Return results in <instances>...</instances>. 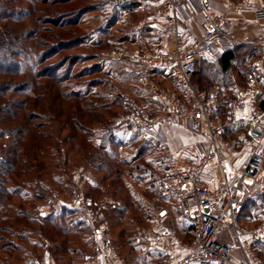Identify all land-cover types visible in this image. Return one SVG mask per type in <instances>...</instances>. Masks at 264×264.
<instances>
[{
	"label": "trees",
	"instance_id": "16d2710c",
	"mask_svg": "<svg viewBox=\"0 0 264 264\" xmlns=\"http://www.w3.org/2000/svg\"><path fill=\"white\" fill-rule=\"evenodd\" d=\"M25 1L30 5L35 23V29L29 32L15 31L7 26L6 22L20 14V8L13 0H0V264H12L14 260L34 264L43 248L52 253L57 263L86 264L85 260L77 262L66 256L79 253L86 247V241L87 249L93 253V229L77 211L61 207L43 217L31 213L48 198L51 188L43 184L47 176L46 164L60 165L58 159L52 163L50 152L58 151L61 146L66 148V153L69 149L79 150L85 168L92 167L97 172L94 185L85 183L86 192L94 196L106 193L113 199L106 214L119 255H122V248L117 240L126 236L124 244L129 250L125 257L122 256L124 260L131 259L133 264H162L161 252L136 250L134 227L129 230L124 226V218L133 204L132 225L146 226L155 221L157 213L148 210L150 201H171L163 193L164 174L160 184L154 178L144 182L142 194L132 191L127 179L137 182L144 175L162 172L170 161L168 156L161 157L163 153L158 146L144 143L142 131L117 122L120 115L130 111L120 92L134 85L126 80L127 86L119 91L115 85L105 86V79L109 75L113 79H123L129 74L121 69L123 64L133 65L126 59L108 60L101 55V52L122 49L125 43L137 49L158 47V32L149 24L132 28L148 15L140 4L117 8L111 0H91L86 5L81 0H61L57 2L60 10L55 11L51 9L52 3ZM103 9L109 20L84 33L80 28L83 18H91ZM64 32L67 38H62ZM30 42L33 44L31 53ZM78 48L85 53L75 51ZM206 50L209 55L201 57V67L194 74L193 82L204 90L216 89L218 101L214 118L224 134L244 131V123H232L225 115L230 100L238 95V89L247 87L251 75H255L260 85L258 107L264 110V86L254 67L260 52L249 43H239L223 51ZM62 52L65 56L58 58ZM25 61L29 63L27 71L21 66ZM134 69L133 66V72ZM138 74L149 75L155 81L162 76L174 79L171 72L164 70H143L135 75ZM16 95L24 98L14 99ZM141 100L153 101L150 95ZM124 173L126 177L122 176ZM53 184L56 186L55 181ZM69 187V179L65 178L56 186L60 190ZM178 211L186 221L184 240L190 242L192 223L183 210ZM72 216H77L78 221ZM244 216L257 222L264 220V193L242 198L237 218ZM165 225L176 231L175 226ZM51 226L57 231L47 238ZM46 239L52 242L50 247H46ZM253 249L264 264V244L254 243Z\"/></svg>",
	"mask_w": 264,
	"mask_h": 264
},
{
	"label": "built area",
	"instance_id": "2783aa9c",
	"mask_svg": "<svg viewBox=\"0 0 264 264\" xmlns=\"http://www.w3.org/2000/svg\"><path fill=\"white\" fill-rule=\"evenodd\" d=\"M182 1L112 0L117 8L130 4L153 6L157 25L165 27L170 37V47L155 50L123 48L114 51L113 58L126 59L137 72H171L185 97L183 101L172 93L159 90L147 76L142 75L140 81L148 86L161 109H154L143 100L127 97L125 100L130 106V111L122 115L117 122L142 131L146 145H154L157 132L164 131L179 121L199 122L208 138L207 152L195 162L174 159L164 173L163 193L180 204L185 216L192 223V240L187 243L178 240L175 229L161 222L152 223L147 227L136 225L134 239L137 243L145 241L150 247L161 252L162 264H261L253 245L264 244V221L251 228L236 224L244 194L241 184L255 175L258 159L248 163L245 171L234 181H223L211 188L203 180L207 169H223L226 165L221 158L223 149L229 153L235 151L233 145L225 141L223 131L213 115L218 100L217 93L201 89L193 82V76L202 63L200 50L202 47L212 49L218 46V33L226 19V13H208L202 36L185 41L177 26V13ZM223 1L229 10L238 11L249 5L248 0H240L238 3ZM254 9L264 16V5H255ZM144 23L145 21H142L137 27ZM255 67L258 75L259 65ZM260 93V85L255 75H251L247 87L240 95L232 98L228 105L229 120L232 123H245L250 133V138L241 134L243 147H252L253 151L255 146L264 140V114L258 107ZM83 172H73L74 180H93L90 172ZM62 205L81 213L85 222L93 229V254L87 264H124L109 234L107 201L96 202L78 193L71 201L62 202ZM35 211L43 215L44 208L36 206ZM226 227L230 229L231 239L224 241L219 235ZM37 264L55 263L50 257H45Z\"/></svg>",
	"mask_w": 264,
	"mask_h": 264
},
{
	"label": "crops",
	"instance_id": "0c3cea01",
	"mask_svg": "<svg viewBox=\"0 0 264 264\" xmlns=\"http://www.w3.org/2000/svg\"><path fill=\"white\" fill-rule=\"evenodd\" d=\"M231 1L234 3L240 2V0ZM248 3L249 5L246 8L237 11L229 10L223 0H183L179 6L177 13V26L182 38L185 41H190L194 37L202 36L203 26L206 23L208 13H226V19L221 25L220 31L218 33V46L214 49L223 51L239 43H249L252 46L258 48L260 55L258 59L254 61V67L257 64L259 65L258 75L260 76V79L262 81L261 84L264 86V16L258 14L254 9L255 5H264V0H248ZM143 6L145 12L148 15L142 18L138 23L133 25L132 28L137 29L144 24H149L158 32V37L160 38V48L170 47V37L168 36L165 27H161L160 25H157L158 23H156L157 17L154 13V7L151 5ZM142 21H145V23L137 27V24L141 23ZM124 46H126L125 48L127 49H135L130 48L127 43H125ZM206 49V47L201 48V57L203 55H209ZM142 75L147 76L148 79L152 83H154L159 90L165 91L167 93H172L181 100L185 101V97L178 87L175 79L170 80L169 77L162 76L160 77V84H157L153 79L149 77V75L140 74L139 77ZM137 88L138 87H132V90H128L129 88L126 90L127 93L133 94V97L128 98L141 100L143 99V97H149L150 95L153 101L147 103H149L154 109H161V105L158 103V101H156V99H154V95L152 92H150L147 85L144 86V88ZM210 90H213L217 93L215 88H212ZM243 90L244 89L242 88L238 89V95H240ZM228 111L229 108H227V113L225 115L227 119L229 117ZM262 111L264 114V110ZM213 115L214 117L215 115H217V109H215ZM216 122L221 128L220 123L218 121ZM241 134H244L250 138V133L248 132L247 127L244 131H241L239 133H229L227 135L224 134L223 131V137L225 141L232 144L235 151L229 153L227 150L223 149L221 151V158L225 161L226 165L223 169L218 167H211L207 169L203 174V180L211 188L218 186L223 181H234L241 173L245 171L246 165L257 158L258 164L256 165L255 175L251 179H246L247 182L241 184L244 198L246 196L251 197L249 195V188L253 184H255L256 181H258L257 179L264 173V140H262L257 146H255V150L253 151L252 147H243V144L240 141ZM155 145L161 149L163 153V155L161 154V157L168 156V160L170 162L174 159H177L180 161L193 163L198 157L207 152L208 138L204 127L199 122L179 121L174 126H171L164 131L157 132L155 135L154 146ZM164 161L167 162L166 160ZM165 171L166 170H163L161 173H165ZM174 202L177 204V207H174V209L172 208L173 210L171 209L170 211L164 209L161 212H158L155 221L152 223L161 222L165 224L166 219H168V216H170V219L174 220V222L176 223V231L178 235H176V237L178 238V240L186 242L184 240V238H186V221L178 211V209L182 210L180 204L177 201ZM163 203L168 206L166 201ZM262 221L257 222L255 220H252L251 218L244 216L242 218H237L236 224H238V226L240 227L251 228L260 224ZM152 223L148 222V225L143 227H147ZM136 225H134L133 227H135ZM224 230H228L230 234V229L228 227H226V229ZM133 241L135 243L137 251L148 247L145 241L137 243L134 239V234ZM143 251H150L153 253L156 252L153 247H150L149 250L145 249ZM124 264H126L125 261Z\"/></svg>",
	"mask_w": 264,
	"mask_h": 264
},
{
	"label": "rangeland",
	"instance_id": "374dc122",
	"mask_svg": "<svg viewBox=\"0 0 264 264\" xmlns=\"http://www.w3.org/2000/svg\"><path fill=\"white\" fill-rule=\"evenodd\" d=\"M39 1H44V2H47V3H50V4L52 3L53 6L51 7V9H53L55 11L56 10H60L59 6H57L58 5L57 2H59L61 0H39ZM81 1L84 3L83 5H86V4L90 3L91 0H81ZM13 3L15 4V6H17V7L20 8V14L16 17V19L15 18L14 19H10V21L6 22L7 23V26L10 27L11 29L15 30V31H21V32H29V30H32V28L35 29V26H34L35 23H34V20H33L32 16H31V10H30L29 3L26 2L25 0H13ZM75 3H76V6H77L79 4V1H77ZM140 5H142V4H140ZM76 6L74 5L72 7L74 8ZM38 7L41 8V7H44V6L41 5V4H38ZM65 8H68V6H65ZM41 9H45L46 10V8H41ZM47 9H49V7ZM87 17L88 16H85L83 18V20L80 22V28L84 31V33L87 30L94 29V27H96L97 25H100V24L102 25V24L106 23L109 20L108 15H107V11L104 10V9H103V12L101 11L100 13H96V14L94 13L93 14V17H91V18H87ZM64 31H66V30H64ZM113 31H114V33L116 35L119 34V32H117V30L114 29ZM66 34L67 33L64 32L62 38H67V35ZM29 46H30L29 49H30V53H31L32 52L33 44L30 42L29 43ZM125 47L126 46H124L123 48H125ZM159 48H160V46L155 47L153 49L152 48H149V49L155 50V49H159ZM78 50H82V53H85V51L83 49H80V48L76 49L75 51H78ZM64 54H65V52H62L61 55L58 58L65 56ZM101 55H102L103 58H106L108 60L113 59V52H109V51H107V52H101ZM55 59L56 58H54L53 60H55ZM123 65L124 66L121 67V69L123 71H125V73L127 71L129 74H125V76L123 75L124 76L123 79H121L122 77L121 78H118V79H113L109 75L108 79H105V84L104 85L105 86H109V87L112 86V85L113 86L115 85L117 87V89H119V91H120V89L122 90V89H124L127 86L125 84L126 80H130L131 83H132V85H134V87H138V88L142 87V88H144V86H146V85L143 84L140 81V77H141V76L139 77L140 74H138L136 76L135 74L137 73V71L136 70L134 71L136 73H134L132 71V67L133 66L131 67V66H128L126 64H123ZM130 65H132V64L130 63ZM21 66L24 67V71H27L29 69V63L26 62V61L25 62H21ZM115 73H116V70H115ZM159 81H160V78H157L155 82L157 83ZM78 88H75V89H78ZM128 90H132V87L129 88ZM125 91H126V88H125ZM120 93H122L123 97L125 96V98H127V97H133V94L127 93V91L126 92H120ZM13 98L14 99H22V98H24V96L23 95H16ZM122 115H124V114H122ZM122 115H120L119 118ZM54 126H56V125H54ZM123 151H125L124 152L125 154H128V152L126 150H123ZM50 153H52V155H53V157H51V158H53L52 163H54V160H57L58 159L60 165L57 164V166L56 165L54 166V164H52V165L46 164V166H47V173H46V175L47 176L44 178L43 184L46 185V186H48V188H51V191L49 192L48 198L46 199L45 202L36 205V206H41V207L44 208L43 215H39L35 211V207L36 206L34 207V210L33 211L31 210V213L32 214L38 215L39 217H43L49 211H51L53 209L58 210L61 207H65V208H68V209L75 210L72 207L63 206L62 205V202L71 201V198L75 194H78V193L82 194L83 196H85L87 198H91L93 201H96V202H99V201H107L109 203V205H111V204L114 203L113 199L109 196V194L103 193V195H99V196L98 195H95V196L94 195H91V194H89V193L86 192V189H85V186H86L85 183L86 182H83V181H80V180L77 181V179L74 180L73 172H75L77 170L78 171H82V172L83 171L84 172L85 171L90 172L91 175H92V178H93V180H92L93 182L92 181H90V182L93 185L95 184L94 181H95V178L97 176V172L92 167L85 168L86 167V164H85L84 159H83V154L79 150L72 151L71 149H69V152L66 153V148H64V146H61V148L58 151L51 150ZM63 162H65L66 165H63ZM151 174L152 175H144L143 178H142V180L140 179L137 182H135L134 180H131V179H127V178H124V179L125 180L127 179L128 183H129L128 184V187L131 190H132V188L134 189L132 191H136V192L139 191V193H141V191H140L141 188L145 186L144 185L145 184L144 182H146V181H148L150 179H153V178L157 181V184H160L162 182L161 177H163V174L164 173H161V172H157L156 171V172H153ZM122 176L123 177H126L125 173ZM64 178L65 179H69L70 187L69 188H66L65 190H60L59 188H56V186L58 184H60V180H62ZM257 180L258 181H256V183L253 184L249 188V195L251 197H255V195L258 194V193L259 194L264 193V173ZM54 181L56 182V186H55V184H53ZM89 187H90V185H89ZM138 195L140 196V194H138ZM174 201H176L174 198H172L171 201H166L167 204H168V206L163 203L165 201H159V200L158 201H150L151 203H149L150 205H149V209L148 210L151 211V213H153V214H156L158 212H161L164 209L167 210V211H170L172 208L174 209V207H177L176 206L177 204ZM132 210H134V205L133 204L130 205L129 209L127 210L128 212H127V214H126V216L124 218V224H125L124 226L128 227L129 230L132 229V227L134 226L130 222V220H131L130 219V214H131L130 212ZM75 211H77V210H75ZM106 213H107V211H106ZM141 213H143V212H141ZM79 214L81 215V218L84 220L82 214L81 213H79ZM106 216H107V214H106ZM168 217L169 218L166 219L165 223H168L170 225H173L176 228V223L174 222V220L170 219V216H168ZM71 218L75 222L78 221L77 216L76 217L72 216ZM56 231L57 230L55 229V227H53V226L48 227V237L47 238L54 236V234H55ZM132 231H133L132 233L134 234V228L132 229ZM219 237H220L221 240L226 241L227 239H230L231 238V235L229 234V231L228 230H223L221 232V234L219 235ZM113 239H114V237H113ZM91 241H92V239H91ZM117 241H119L118 246L122 248V251H121L122 255H120V256L121 257L122 256L125 257L127 255L128 250H129V247L126 246L125 245L126 243L124 242V241H127L126 236H125V238L123 240L118 239ZM45 244H46V247H50L52 245V242L46 239ZM87 245H88V242L86 241V243H85V246L86 247L85 248L82 247V250H80L79 253H77L75 255H72L71 254L70 257H69V254L66 255L67 258L73 259V261H77V262L80 261V260H85V263L87 264L88 259H90L91 256H92V254H93V253L92 254L90 253V251H89L90 248L87 249ZM147 246L150 248L149 245H147ZM77 247L78 248H81V246H77ZM148 247L143 248L142 250H145V249H148L149 250ZM81 252H84V253H81ZM41 253L42 254H39V256L37 258H35V260H34L35 263L34 264H37L39 261H41L45 257H50V259H52L55 264H64L63 261H60V262L57 263L53 259L52 253H50L48 250H46V248L45 249L43 248L42 251H41ZM80 254H82V255H80ZM125 260H124L125 263L127 262L128 264H130V263L133 264L131 262L132 261L131 259H125ZM11 262H14L12 264H25L24 263V260H22V262H16L15 260L14 261H11Z\"/></svg>",
	"mask_w": 264,
	"mask_h": 264
}]
</instances>
